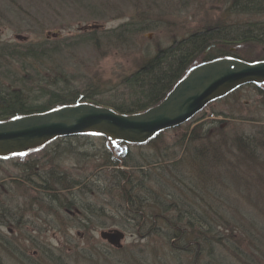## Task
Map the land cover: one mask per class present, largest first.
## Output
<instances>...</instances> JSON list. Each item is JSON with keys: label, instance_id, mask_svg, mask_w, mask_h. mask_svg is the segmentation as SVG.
<instances>
[{"label": "trees", "instance_id": "obj_1", "mask_svg": "<svg viewBox=\"0 0 264 264\" xmlns=\"http://www.w3.org/2000/svg\"><path fill=\"white\" fill-rule=\"evenodd\" d=\"M228 5L230 14L257 19L216 21L153 53L147 51L115 85L88 77L80 71V62L69 71L74 68L72 54L128 46L153 28L146 15L62 39L0 43V121L81 102L135 114L160 102L197 59L198 63L220 57L264 60V54L248 59L231 49L243 42L264 41V0H229ZM56 9L57 0H0V22L8 20L14 26L32 20L41 33L55 23L40 16ZM196 116L185 126L171 128L176 132L171 141L163 139L166 130L140 144L108 143L101 135L88 133L101 138L99 146L91 147L96 159L84 160L88 167L93 163L92 173L74 178L50 162L49 169L35 165L31 177L27 162L18 166L31 179L15 181L13 174L8 176L16 185L36 182V191L39 188L57 201L64 212L83 217L82 224L101 228L109 220L113 227L132 229L145 242L143 250L152 252L151 261L142 260L145 264H264L263 135H229L214 121L203 119L204 109ZM10 157L14 156L0 157V163ZM99 158L103 162L97 163ZM122 179L127 181L124 185L119 184ZM7 208L0 203V263L97 264V254L103 255L100 248L95 252L82 248L77 257L63 249H57L56 256L26 238L32 242L29 252L25 238L11 236L9 224L15 216ZM108 247L105 254L111 253Z\"/></svg>", "mask_w": 264, "mask_h": 264}, {"label": "rangeland", "instance_id": "obj_2", "mask_svg": "<svg viewBox=\"0 0 264 264\" xmlns=\"http://www.w3.org/2000/svg\"><path fill=\"white\" fill-rule=\"evenodd\" d=\"M228 2L229 0H91L89 3L88 0H57V9L49 14L43 13L39 18L45 19L48 24L55 23L52 29L40 33L39 27L32 20L29 22L23 19L14 26L5 20L0 22V43H21L15 40V34L26 36L27 41H37L45 38L47 32H57L58 38L62 39L93 27L114 28L137 20L140 15H146L153 28L132 40L128 46L99 52L85 50L81 55L72 54L74 68L70 67L69 71H75L76 64L80 62V71L88 77L99 78L115 85L116 79L134 69L147 51L153 53L157 48L167 46L173 39L182 38L216 21L234 23L257 19L255 16L230 14L227 10ZM231 49L241 57L256 58L264 54V41L259 44L243 42ZM200 61L197 59L196 64H200ZM204 114L203 119L214 121L215 125L218 124L229 135L259 133L264 139V83L257 86V89L249 85L239 88L229 96L207 105ZM175 133L171 129L166 130L163 139L171 141L176 137ZM99 144L101 138L87 134L58 138L23 156L10 157L0 163V203L8 207L7 211L11 216H15L12 218L14 224L10 223L11 236L21 240L25 238L29 252L32 246L28 245L32 242L26 238H32L33 243L44 245L48 252L54 247L56 250L73 252L74 257L78 256V250L81 251L82 248H89L93 252L100 248L103 255L97 254L94 261L97 264H145L143 261L152 260V252L143 250L145 242L132 229L127 232L125 229L113 227L109 220L101 228L93 223L82 224L83 217L64 212L57 207V201L48 199L47 194L39 188L36 191L34 187L37 183L34 179L35 183L24 182L16 185L8 176L13 174L15 181H27L29 175L25 177L24 172H21L23 167L18 166L27 162L30 163L25 167L31 177L35 165H46L45 168L49 169L50 162L56 169L58 167L74 178L86 172L92 173L93 163L88 167L83 160L86 155L82 153H88V158L96 159L92 156L91 147ZM97 152L101 154L100 151ZM78 160L81 164L77 163ZM90 199L98 201L95 196L90 195ZM6 226L1 228L3 234L8 231ZM110 228H118L124 232L119 250L99 237L100 230ZM107 246L110 254L104 252ZM10 263L17 264L13 261Z\"/></svg>", "mask_w": 264, "mask_h": 264}, {"label": "water", "instance_id": "obj_3", "mask_svg": "<svg viewBox=\"0 0 264 264\" xmlns=\"http://www.w3.org/2000/svg\"><path fill=\"white\" fill-rule=\"evenodd\" d=\"M57 36L47 32L46 38ZM15 39L26 37L16 34ZM264 82V60L245 62L218 58L190 69L156 105L135 114H120L90 103L66 105L44 113L0 121V156L44 145L56 136L99 133L109 142L143 143L156 133L181 125L208 103L249 83ZM102 240L121 248L119 229L102 230Z\"/></svg>", "mask_w": 264, "mask_h": 264}, {"label": "bare ground", "instance_id": "obj_4", "mask_svg": "<svg viewBox=\"0 0 264 264\" xmlns=\"http://www.w3.org/2000/svg\"><path fill=\"white\" fill-rule=\"evenodd\" d=\"M84 134H86V133H83V134H79V136L80 135H84ZM70 136H76V135H70ZM70 136H60V138H64V137H70ZM55 139H57V136L55 137ZM123 142V141H122ZM123 143H128V144H130L129 142H123ZM88 156H90V155H86V159H83V160H85L86 162H90V161H88V160H90V158H88ZM101 158V157H100ZM98 159L97 160V162L99 163H101V162H103V161H101V159ZM127 181H126V179H122L120 182H119V184H121V185H124L125 183H126ZM113 183L115 184V185H117V183L118 182H116V179H113ZM39 247H42L43 249H44V251L46 252V253H50V254H54V255H56L57 256V250H56V248H50V252H48V250L46 249V247L44 246V245H39ZM36 250V252H37V249H35ZM52 252V253H51ZM0 264H3V263H0ZM40 264V263H39ZM41 264H49V263H41Z\"/></svg>", "mask_w": 264, "mask_h": 264}, {"label": "flooded vegetation", "instance_id": "obj_5", "mask_svg": "<svg viewBox=\"0 0 264 264\" xmlns=\"http://www.w3.org/2000/svg\"><path fill=\"white\" fill-rule=\"evenodd\" d=\"M9 226H11V225L9 224Z\"/></svg>", "mask_w": 264, "mask_h": 264}, {"label": "snow or ice", "instance_id": "obj_6", "mask_svg": "<svg viewBox=\"0 0 264 264\" xmlns=\"http://www.w3.org/2000/svg\"><path fill=\"white\" fill-rule=\"evenodd\" d=\"M23 155V154H22Z\"/></svg>", "mask_w": 264, "mask_h": 264}]
</instances>
